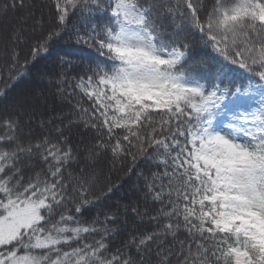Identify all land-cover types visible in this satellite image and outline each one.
Returning a JSON list of instances; mask_svg holds the SVG:
<instances>
[{"label": "snow or ice", "instance_id": "1", "mask_svg": "<svg viewBox=\"0 0 264 264\" xmlns=\"http://www.w3.org/2000/svg\"><path fill=\"white\" fill-rule=\"evenodd\" d=\"M0 264H264V0H0Z\"/></svg>", "mask_w": 264, "mask_h": 264}, {"label": "trees", "instance_id": "2", "mask_svg": "<svg viewBox=\"0 0 264 264\" xmlns=\"http://www.w3.org/2000/svg\"><path fill=\"white\" fill-rule=\"evenodd\" d=\"M63 52H70L73 55H86L87 53H81L79 52L77 49H73V48H69L67 46H64L62 48H58L53 50L52 54L47 58L44 59L40 62V64H38L35 68H33V74L35 73L36 69L38 68H43L44 66L50 64V62L55 59L56 55L58 53H63ZM30 85V78L26 77L25 79L21 80L17 85H16V90H20L23 89L25 87H28ZM107 175V171L105 170V175L101 176V182H105V178ZM121 178H123V183H124V187L123 189L117 193V195L115 197H113V202H115V200L122 196L124 193L128 192L132 186L136 183V176L133 175L131 178H127V177H123L122 173L119 172H114L112 173L111 179L113 182H117L118 180H120Z\"/></svg>", "mask_w": 264, "mask_h": 264}]
</instances>
